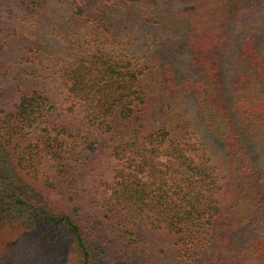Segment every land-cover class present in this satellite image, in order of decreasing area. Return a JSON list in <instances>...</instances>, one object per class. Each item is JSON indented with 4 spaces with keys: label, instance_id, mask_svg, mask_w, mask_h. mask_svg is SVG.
Listing matches in <instances>:
<instances>
[{
    "label": "trees",
    "instance_id": "trees-1",
    "mask_svg": "<svg viewBox=\"0 0 264 264\" xmlns=\"http://www.w3.org/2000/svg\"><path fill=\"white\" fill-rule=\"evenodd\" d=\"M261 18L264 0H0V52L41 64L57 42L69 119L40 84L0 104V264H140L73 215L100 155V215L141 264H264Z\"/></svg>",
    "mask_w": 264,
    "mask_h": 264
},
{
    "label": "rangeland",
    "instance_id": "rangeland-1",
    "mask_svg": "<svg viewBox=\"0 0 264 264\" xmlns=\"http://www.w3.org/2000/svg\"><path fill=\"white\" fill-rule=\"evenodd\" d=\"M52 13L57 16L60 15L57 11V7L53 4L50 8ZM59 27L65 25L66 16L61 14L58 18ZM255 24L262 30L261 40L264 43V18L257 19ZM63 28V27H62ZM57 42L55 40L47 41L44 43L43 56L48 55V51L55 48ZM42 56L43 62H23L19 61V55L17 52L7 49L0 52V104L9 107L13 98L16 97L17 92L22 85L28 87L34 84H40L46 89L48 94L52 98L53 109L49 112V118L53 122H59L60 119L69 121L68 114L65 111V103L63 100L64 93L63 88L60 87L58 82L53 78L51 73L52 68H49V59ZM162 108L156 106L154 108L155 117L158 118L162 113ZM79 118V115H77ZM76 124V123H75ZM72 127L73 124H68ZM91 136L95 139H99L100 144H105V138H101L100 133L96 131L91 132ZM98 153L93 154L97 157ZM100 165H92L87 167H78L75 169V173L78 177L77 184L74 188H71L76 203L79 206L77 213L73 212V215L82 224L93 229L98 235L104 237L106 241H109V245L116 251H128L130 256L134 254V259L141 264L140 257L143 258L140 249H130L117 237L116 225L109 224L101 217L99 204V181L103 180L107 173L105 168L106 162L102 160L101 155L97 158Z\"/></svg>",
    "mask_w": 264,
    "mask_h": 264
}]
</instances>
